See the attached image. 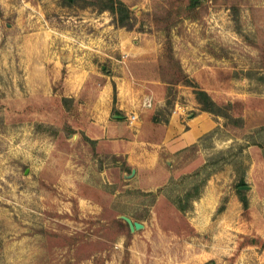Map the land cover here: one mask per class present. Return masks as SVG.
I'll use <instances>...</instances> for the list:
<instances>
[{
    "label": "rangeland",
    "instance_id": "374dc122",
    "mask_svg": "<svg viewBox=\"0 0 264 264\" xmlns=\"http://www.w3.org/2000/svg\"><path fill=\"white\" fill-rule=\"evenodd\" d=\"M89 1L0 0V264H264V0H122L130 29ZM118 76L231 119L129 164L92 132Z\"/></svg>",
    "mask_w": 264,
    "mask_h": 264
},
{
    "label": "crops",
    "instance_id": "0c3cea01",
    "mask_svg": "<svg viewBox=\"0 0 264 264\" xmlns=\"http://www.w3.org/2000/svg\"><path fill=\"white\" fill-rule=\"evenodd\" d=\"M113 79H117L120 88L122 85L124 91L118 93L116 103L112 99L113 91L109 85H106L105 90L99 93L100 102L104 101L107 108L104 110L105 112L95 113L92 132L95 135V140L108 147L110 152L124 154L129 164H136L140 160L146 164L149 162L150 165L147 166L150 169L156 168L160 161V150L176 153L192 146L217 126L208 113L199 109V104L194 99L192 102L190 99L189 103H181L177 100L169 121L167 123L156 122L154 121L156 112L161 111L167 101L164 87L158 86L157 89H154L153 86H148L147 89L141 91L140 96L138 94L136 96L131 92L135 81L126 80L120 76ZM136 83L138 86L140 85L138 81ZM134 96L140 97V100L151 96L154 99V106L143 108L139 102L137 104H134L133 101L128 102ZM114 105L122 117L129 114L130 111L137 113L138 124L133 126L125 118L111 120L110 116ZM123 110L129 112L126 113ZM191 110L196 111L197 115L190 116Z\"/></svg>",
    "mask_w": 264,
    "mask_h": 264
},
{
    "label": "trees",
    "instance_id": "16d2710c",
    "mask_svg": "<svg viewBox=\"0 0 264 264\" xmlns=\"http://www.w3.org/2000/svg\"><path fill=\"white\" fill-rule=\"evenodd\" d=\"M64 1L67 2L68 5H72L77 0ZM89 2L90 3H87L88 6H93L101 12H110L113 16L116 27H125L127 29H130L136 20L129 7L122 0H91ZM193 87H195L194 93L203 112L212 113L214 115H221L226 117L227 119H231V117L227 113H224L222 108L217 105L215 101H213V99L206 91L202 90L197 84H195ZM154 121L160 122L157 114L154 117ZM207 135L209 136L211 135V133ZM238 194L240 195L244 207H247L248 200L243 197L244 192L238 190Z\"/></svg>",
    "mask_w": 264,
    "mask_h": 264
},
{
    "label": "water",
    "instance_id": "95a60500",
    "mask_svg": "<svg viewBox=\"0 0 264 264\" xmlns=\"http://www.w3.org/2000/svg\"><path fill=\"white\" fill-rule=\"evenodd\" d=\"M133 173H135V171H133ZM132 177V176H131ZM247 187H243V189H245ZM123 219L128 223L130 229L132 232H135L136 230H140L144 228V225H142L139 222H135L133 221L131 218L123 216Z\"/></svg>",
    "mask_w": 264,
    "mask_h": 264
},
{
    "label": "built area",
    "instance_id": "2783aa9c",
    "mask_svg": "<svg viewBox=\"0 0 264 264\" xmlns=\"http://www.w3.org/2000/svg\"><path fill=\"white\" fill-rule=\"evenodd\" d=\"M143 106L144 107H147V108H150L153 106V101L151 99H147L146 101L143 102ZM137 115L136 114H132L130 117H129V120L131 123H134L136 120H137Z\"/></svg>",
    "mask_w": 264,
    "mask_h": 264
}]
</instances>
